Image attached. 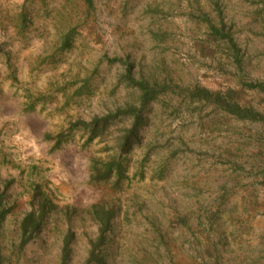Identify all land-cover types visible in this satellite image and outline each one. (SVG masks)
<instances>
[{"label":"rangeland","instance_id":"374dc122","mask_svg":"<svg viewBox=\"0 0 264 264\" xmlns=\"http://www.w3.org/2000/svg\"><path fill=\"white\" fill-rule=\"evenodd\" d=\"M128 68L157 91L131 148L132 115L83 125L139 106ZM0 192V264H264V0H0Z\"/></svg>","mask_w":264,"mask_h":264},{"label":"trees","instance_id":"16d2710c","mask_svg":"<svg viewBox=\"0 0 264 264\" xmlns=\"http://www.w3.org/2000/svg\"><path fill=\"white\" fill-rule=\"evenodd\" d=\"M83 2L88 6H91L92 0H83ZM73 40V32L69 30L67 33H64L61 36L60 43H61V49H69L71 47ZM125 78L129 80L133 85L137 86L139 90L141 91L140 96L138 97V107L134 106H127L126 108H118L115 112L107 114L103 118H94L92 122L84 123L83 125L88 127L90 126L91 132H97L98 129L101 126V123L107 122L109 118L116 117L118 115H132L133 116V122L131 124L130 129H128L127 133L123 136V143L122 145L126 146L127 148H131V146L134 144L135 140V132L138 129V126L143 121V117L141 112L144 110V108L154 99H156L157 91L155 90L154 86H150V83L143 79H135L130 75V69L128 68ZM198 94L201 96V98H204L205 100H214L216 103L223 105L228 112L235 114L239 117L244 118H256L259 113L255 112L251 108H245L239 106L235 101L228 100L231 97L228 96V98H222L217 95L210 94L209 91L205 89H201L198 91ZM215 97L212 98V97ZM230 97V98H229ZM100 167H96L94 165L95 172H97V177L100 180L106 179L107 177H110L112 173L116 172L120 176V171H122L123 163L120 162L116 158H112L108 161L102 162L100 164ZM47 201L44 200V202L41 203L40 207L36 210H33L29 212L23 219L20 221L19 224V233L21 237L23 238L20 242V247L26 242L25 240L28 239V237L33 236L34 233L40 230L41 225L43 224L44 217L46 215V206ZM9 210L6 208L5 203L3 202V194L0 192V245L1 240L3 236V221L5 219V216ZM113 216V212L111 210H105V209H99V213L96 211L95 218L97 219V225H98V242L93 243L91 247V253H89L88 260H94L96 262H99V258L96 256V254H93L96 247L103 242V236L104 233L108 230L110 226V221ZM27 236V237H26ZM71 235H66L63 238V250H62V256L61 260L63 263H66L67 259L69 258V252L70 249L68 247L69 241L71 239ZM26 237V238H25ZM1 248V246H0Z\"/></svg>","mask_w":264,"mask_h":264}]
</instances>
